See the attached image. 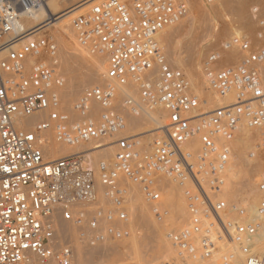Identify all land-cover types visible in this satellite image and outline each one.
<instances>
[{
    "label": "built area",
    "instance_id": "1",
    "mask_svg": "<svg viewBox=\"0 0 264 264\" xmlns=\"http://www.w3.org/2000/svg\"><path fill=\"white\" fill-rule=\"evenodd\" d=\"M49 1L0 0V264H76L74 248L58 239L59 215L88 227L90 236L82 237L90 246L128 239L127 191L121 180L140 185L159 220L167 214L156 185L160 176L190 186L185 192L189 224L170 234L181 264H237V249L245 264H264L251 244L260 222L240 223L233 216L243 218L246 210L217 197L231 158L229 143L243 129L260 132L257 147L260 155L264 152V18L258 8L253 17L259 25L256 40L234 37L202 63L210 90L232 98L203 114L207 101L168 63L159 40L188 16L189 1L97 0L73 25L79 42L92 54L107 57L106 81L77 99L75 118L62 110L65 81L54 37L44 34L4 51L27 35L23 19ZM5 36L10 42L3 44ZM229 56L231 64L226 65ZM130 84L139 89L140 105L167 114L149 150L141 151L136 138L120 137L115 158L99 162L96 170L88 166V152L45 157L50 132L56 143L69 147L124 132L125 112H140L128 96L121 99L123 111L118 107L120 88ZM95 105L101 108L97 118ZM31 118L33 123H21ZM192 142L199 145L194 151L187 147ZM97 184L116 208L86 212L98 201ZM257 190L262 195L257 212L264 215V172ZM77 203L83 207L74 214L71 208ZM226 246L231 249L223 250Z\"/></svg>",
    "mask_w": 264,
    "mask_h": 264
},
{
    "label": "bare ground",
    "instance_id": "2",
    "mask_svg": "<svg viewBox=\"0 0 264 264\" xmlns=\"http://www.w3.org/2000/svg\"><path fill=\"white\" fill-rule=\"evenodd\" d=\"M195 1L197 2L198 0H195ZM214 1L215 0H213L212 2ZM231 1L234 2V0H223L221 2L222 5L219 3L221 5V8L219 12L216 11L217 13L215 12L216 8L214 10L211 7L210 12H208L209 14L207 13L208 15L204 16L207 21L204 19L206 22H202V23H205V26H206V23L208 21L210 22L211 20V25H213L212 19L215 18L216 15L220 14V12L226 13L224 9L225 5L230 6V4L231 5L233 4L234 6L235 2L231 3ZM243 1L244 0H238L237 1L238 4L236 6L234 7L230 6L232 7V9H230L227 6L229 8L227 13L230 12L231 14L229 13V15L232 17V20L230 18L231 22L234 21L235 23L240 24L239 27L242 28V30L246 29L247 24H248L243 19H241V17L243 16L242 15L243 14V10H242ZM206 2L210 3L209 1H206ZM96 3H97V0H51L48 2V5L46 7L30 12L27 15V17L23 19L22 27L24 29V32L27 33V35L21 37L16 42H13L4 47L5 48L4 51L8 52L9 50L18 48L19 46L25 44L27 41L31 39L37 38L41 34L50 33L51 37H54L55 40L59 44V50H58V56H57L58 66H59V71L61 72L64 78V81H65V85L63 89L61 90L62 104H63L62 110H65L73 114V117L75 118H76V115L72 113L73 103H75L77 99L83 93H85L88 89L93 88L95 84H98L97 86L104 85L106 81V74H107V68H108L107 57L100 56V55L97 57V55L92 54L85 45H83L81 42L78 41L76 34H75V29H73L74 20H76V18L79 15L86 12L89 8H91V6H93ZM260 3L262 7L260 6ZM260 3H258L259 4L258 6H260L258 10L261 12V15L264 16V0H262V2L260 0ZM69 5L71 7H69ZM76 5L78 6L76 7ZM255 10L256 8L253 9V16H255ZM228 20H229V17H228ZM209 22H208V25H209ZM209 26H207L208 32H205V30H202L204 28V24L202 25L203 28L199 26L198 28H200L202 32L203 31L205 32V34L203 32L202 35L199 36V34L201 33V30L197 29L198 32H195L196 26L192 28V30L190 31H185L184 20H182L178 24L166 29L159 37V40L162 43V46L164 48L168 63L173 68L180 69L187 76L191 84L192 92L198 95L199 97L200 95H203L206 92L205 90H208L210 92L208 95H206V98L204 96V99H206L208 103L207 105L208 108L207 107L205 108H207L208 111L204 112L203 114H207L215 110L221 105H224V104L227 105L232 102L231 97L220 98L216 96L210 90L205 79L201 80V78L199 77L201 73L199 72L197 73V71L195 70V64L197 61H199V58L201 57V54L203 53V51L211 47L212 44L215 42V40L219 36V31L218 32L216 31L217 33L212 32L213 31L212 28L215 26V24L213 25V27H211L212 30L209 29ZM35 28H37V30L35 31L37 33H34V32L29 33L32 29H35ZM215 29H218V28L216 27ZM248 29L249 28H247V30ZM199 30H200V33H199ZM8 42H10V40L7 39V41L3 42V44H6ZM204 53L203 55H206ZM230 62H231V56H229L228 59L226 60V63L230 64ZM30 64L32 63L30 62ZM120 93L122 96L121 98H119L120 104H118V107L120 108V110L123 111V108H122L123 105H122L121 99L124 96H128L132 98L140 105L139 89L135 84H130L127 87L120 88ZM75 97L77 98L75 99ZM100 112H101V108L99 107V105H95L92 111L93 116H95L96 118L99 117ZM125 113L128 117L127 129L124 132H121L117 136H115L116 137V138L114 137L115 139L112 138L114 139L112 141L110 140L111 138L110 139L102 138V139L90 141L88 143H82L77 146L69 147V146H64V145H60L56 143L53 133L50 132V135H49L50 141L46 145V148H45V157L51 160H56V159L68 156L70 154L88 152L90 154L88 158V162H87L88 166L96 170L99 162L97 161L96 163L94 161L93 157L95 156V154H97L98 152H104L102 154H104V158H106L108 161L113 156H114L113 157L114 159L116 151H117L116 141L118 138L133 137V138H136V141H139L141 140L140 138H142V136H140L142 134L143 136L153 137V135L157 134L158 130L162 129L167 122L166 112L159 107L150 108L147 105L141 104L140 112L137 115L129 111ZM34 120L35 118L25 119V120H22L21 123L23 125H26L25 123H33ZM28 129H31V127H29ZM144 130H147V131L144 132ZM107 139L110 140L111 142H108ZM148 141L143 140L142 142H139V147L141 151L146 150V146L149 144ZM198 146H199L198 144L192 142L187 147L188 149L194 151L197 149ZM245 154L246 153H243L241 155V158L243 161L247 162L248 161L246 160L247 155ZM106 159L101 158V161H107ZM251 159L253 158L251 157ZM253 168H251V171L253 170ZM225 170L227 172L229 171L228 169H225ZM231 174H232L231 176L223 175L225 183L222 188V191L217 195L219 199L224 200L230 204H231L232 192L235 191L234 180L238 178V174H240V172L233 170ZM250 174L252 175V173ZM161 178H165V179H168V178L160 176L156 181V185L159 191H161L162 193L163 190L160 184ZM168 180H166L164 184L162 185L163 189H166L164 193H162L164 194L162 204L164 207L163 209L167 211V214L165 216V219L162 218L158 220L157 218H155L156 220L153 222L156 226H160V224L165 223V221L168 220L172 215H175L179 211L183 210L182 200L184 197H186L185 192L190 187L188 182L185 183L184 185H180L178 183L173 182L170 179ZM127 181L131 182L130 180H127V179L121 180V183L125 188L129 185V182ZM171 183L173 185H171ZM245 183L246 184L244 188L248 187L250 190L253 189L254 186L253 187L251 186V181L249 180V178L245 179ZM137 185L139 187L140 196L143 201V204H141L142 208L143 209L145 208L144 210H148L150 208V211L153 214L151 206L146 202L142 194L140 185L139 184ZM132 188L133 187L129 188L128 195L124 197L123 202L130 203V201H132L135 198L133 197L134 195H132L131 193ZM97 196H98L97 198L98 201L96 204L103 205L104 207L112 206L111 201L105 197L104 190L100 184H97ZM96 204H93L91 206L92 209L88 210V213H91L95 210L94 205ZM81 206H82L81 204L77 203L76 205H74V207L71 208V211L75 214L78 211H80ZM125 209L129 213L128 224H131L132 221L135 220V218L133 217L132 211L128 210L129 208H125ZM152 216L155 217L154 215ZM257 221L260 222L261 226L258 229L257 234L254 236L251 244L255 247L258 254L264 259V215H259L256 209L252 213H250L246 221L243 223H252V222H257ZM141 229L143 228L136 226L137 231L138 230L140 231ZM83 234L90 236L88 227L76 225L74 222H66L59 215L58 232H57L58 239L60 240V242H64L66 244H67L66 241L68 242L70 241V244L74 248V251H75L76 264H104L105 262L104 259L107 256V253L109 251L108 249L109 241L100 243L96 246H90L87 242V239L82 237ZM133 241L138 243V245L134 246L133 248H130L132 249L133 254L135 255L141 254L139 252V249L141 248V245L139 244H141V242L137 240V236L133 238ZM225 248L226 247H223V250H225ZM114 252L116 251L114 250ZM236 253L238 255V258L240 259L237 262V264H245L243 257L239 253L238 249ZM165 255L166 253L164 254V256ZM162 256L163 255H161V257ZM95 259L99 260L97 261L99 263H95L96 262ZM165 261H163L161 264H166ZM136 262H139V261L137 260ZM186 264H193V263L189 261Z\"/></svg>",
    "mask_w": 264,
    "mask_h": 264
},
{
    "label": "rangeland",
    "instance_id": "3",
    "mask_svg": "<svg viewBox=\"0 0 264 264\" xmlns=\"http://www.w3.org/2000/svg\"><path fill=\"white\" fill-rule=\"evenodd\" d=\"M188 1L190 3V12H189L188 16L184 19L185 31H190V30H192V28H194L196 26L195 32H198L197 29H200L198 27L199 26L202 27L203 24H204V28H206V29H207V26L210 25L209 29L210 30L213 29V31H212L213 33H215L216 31L217 32L219 31V36L217 35L218 38L215 40V42L212 44V46L205 49L206 51L205 50L203 51V53L206 52V53H204L206 55H203V53H202L201 57L199 58V61H197L195 64V70L197 71V73L198 72L201 73V75H199V77L201 78V80H203L204 76H203V72H202V63L208 57L210 52L219 48L223 43L228 42L230 40L232 41V39L234 37H243V38H247L249 40H255L256 39V35L258 34V31H259V25L255 21V19L253 18L254 17L253 16V9L254 8L259 9L260 6L262 7V5L260 3V0H244L243 1V8H242V10H243L242 15L243 16L241 17V19H243L245 22L248 23L247 28H249V29L247 30V28H246V29L242 30V28L239 27L240 24L235 23L234 21L231 22L232 17L229 15L230 12L227 13L229 8L232 9V7H234L238 4L237 3L238 0H234L235 3L231 1V3H234V6H233V4L232 5L230 4V6H232V7H230L229 5H225L226 8L224 7V9H225L226 13L223 12L224 13L223 14L220 12V14L216 15V17L212 19L213 25L215 24V26L218 28V29H215L216 27L215 26L213 27V25H211V20H210V22L208 21L209 25H208V22L206 23V26H205V23H202V22L207 21L204 16H207L209 14L208 12H210L211 7L214 10L216 8L215 12L216 11L219 12L221 5H222L221 2L223 0H215L214 1L215 3L214 2L208 3V2H206V0H198L197 2L195 0H188ZM261 2H262V0H261ZM217 3L218 4L220 3L221 5L220 4L218 5ZM258 3H260V6H258L259 5ZM77 6L78 5H76V7ZM69 7H71V6L69 5ZM203 12H205V13H203ZM226 15L229 17V20H228V17ZM262 17L264 18L263 15H262ZM230 18H231V20H230ZM211 27H213V28L211 29ZM204 28L202 30H205V32H208V29L206 30ZM73 29H74V25H73ZM200 30H199V33H200ZM202 30H201L200 34L198 33L199 36L202 35V33L204 32V31L202 32ZM205 32H204V34H205ZM48 34H50V33H48ZM198 34H197V36H198ZM43 35L44 34H41L38 37H42ZM5 39H4V42L7 41V39H9L8 36H5ZM0 42H1V40H0ZM2 42H3V40H2ZM260 45H264V42H262ZM98 56L99 55H97V57ZM227 64L228 63H226V65ZM230 64H231V62H230ZM176 69H178V68H176ZM97 85L98 84H95L94 86H97ZM193 87H195V86H193ZM88 90H90V89H88ZM205 91L206 92L203 95H200L201 99H204V96L206 98V95H208L210 93L208 90H205ZM77 97H75V99ZM73 105H74V103H73ZM207 108L204 109V112L208 111ZM145 131H147V130H144V132ZM144 135H146V134H144ZM157 135L158 134H155V135H153V137H150V136H143V134H142V135H140V136H142V138H140L141 140H139L137 142L139 143V142H142L143 140H145V141L149 140L148 141L149 144L146 146V150H149L150 146L152 145V142L154 141V139L156 138ZM260 138H261L260 132L252 131L249 129H243L236 136V138L229 143L231 146V149H232L231 158H230V161L228 163V166L226 167V169H228L229 171L227 172L225 170L223 172V175L231 176L232 175L231 173L233 170L240 172V174H238V178L234 180L235 191L232 192V196H231V204H234V205L238 206L239 208L246 210V212H245L246 215H244L245 217H243V218L239 217V215L233 216V218L238 220L240 223L245 222L247 217L250 215V213H252L254 210H256L258 208V205H259V203L261 201V197H262L261 193L257 190L259 178H260L261 174L264 172V152H261V155H260V149L257 147V144L259 143ZM114 139H110V140L112 141ZM110 140H108V142H111ZM102 153H104V152H98L93 157L94 161L96 163H97V161L100 162L101 158L106 159V158H104V154H102ZM243 153H246L245 155H247L246 156V160H248L247 162L243 161L241 158V155ZM258 155H260V157H258ZM113 157L109 161L106 159L107 162L112 161ZM251 157L255 160L251 159ZM254 163H256V164H254ZM257 164H258V166H257ZM251 168H253L252 171H254L255 173L251 171ZM250 173H252V175ZM247 178H249V180L251 181V186L255 187V188L253 187L254 190L253 189L250 190L248 187L244 188V186L246 184L245 179H247ZM166 180H168V179H165V178L160 179V184H161V187L163 190L162 193H164V191L166 190V189H163V186H162ZM127 182H129V181H127ZM171 185H173V184L171 183ZM130 187H133L131 189V193H132V195H134L133 197H135V198L132 201H130V203L123 202L124 203L123 208L124 207L129 208L128 210L132 211L133 217L135 218V220L132 221L131 224H128V227L131 231V236L126 240L117 241V242H108L109 251L107 253V256L104 259V261H105L104 264H137V263L138 264H161L165 260H166L165 261L166 264L167 263L168 264H181V263H179V261L177 259L176 249L174 248V246L171 243L170 234L176 230L184 228L185 226H187L189 224L190 216H189V212H188L186 197H184L182 200V202H183V205H182L183 210L182 211H179L175 215H172L168 220L165 221V223L160 224V226H156L153 222L156 219H155V217L152 216L154 214L151 213L150 208L148 207L149 208L148 210H144L145 208L143 209L141 206V204H143V201H142V198L140 196L139 187L137 184L132 183V181L129 182V185L126 187V191H127L126 196L128 195V191H129ZM163 198H164V194H162V196H161L162 201L160 202V205L162 208H164L163 204H162ZM94 208L95 209H97V208H110V209H112V208H116V206H114V204H112V206L104 207L103 205L96 204V205H94ZM81 209H82V206H81ZM91 209H92V207L87 209V212H88V210H91ZM164 219H165V217H164ZM136 226L141 227L143 229H141L140 231L138 230L139 231L138 232L136 230ZM136 236H137V240L141 242V244H139V245H141V248L139 249V252L141 254H139V255L133 254L132 249H130V248H133L134 246L138 245L137 242L133 241V238ZM66 242H67V244H70V241L69 242L66 241ZM230 249H231L230 246L229 247L226 246L225 250L229 251ZM114 250L116 252H114ZM118 252H120V253H118ZM165 253L167 256L166 255L164 256ZM161 255H163V256L161 257ZM137 260L139 262H136ZM95 261H96L95 263H99V262H97L99 260L95 259Z\"/></svg>",
    "mask_w": 264,
    "mask_h": 264
}]
</instances>
